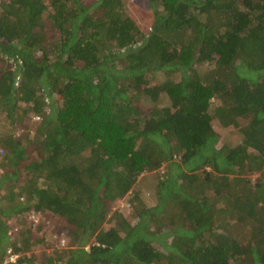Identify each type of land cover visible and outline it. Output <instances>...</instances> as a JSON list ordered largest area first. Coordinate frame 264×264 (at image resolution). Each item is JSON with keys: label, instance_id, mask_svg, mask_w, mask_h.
<instances>
[{"label": "trees", "instance_id": "1", "mask_svg": "<svg viewBox=\"0 0 264 264\" xmlns=\"http://www.w3.org/2000/svg\"><path fill=\"white\" fill-rule=\"evenodd\" d=\"M149 2L2 0L0 264H264V0Z\"/></svg>", "mask_w": 264, "mask_h": 264}, {"label": "rangeland", "instance_id": "2", "mask_svg": "<svg viewBox=\"0 0 264 264\" xmlns=\"http://www.w3.org/2000/svg\"><path fill=\"white\" fill-rule=\"evenodd\" d=\"M91 1L92 0H88V3L90 4ZM126 4H127L128 9H129V12L134 17H136V19L140 23L143 24L144 21L149 22L150 14H151V11H150L151 10V5H150L149 0H126ZM54 99L56 101L55 103H57L56 105H58L60 107L62 105L63 101L59 97V94H57V96H55ZM147 108L144 107V110H146ZM5 115H6L5 112H1L0 111V134L2 133L1 130L4 128V124L8 125V120H7L8 118ZM39 120H41V119L38 118V121L34 120V118H32L30 121L27 119L26 123L31 124L32 130L35 132L37 130V128L40 126L41 122ZM0 172H2V169L0 170ZM154 173L155 174H162V170H161V172L160 171H155ZM140 195L141 196L144 195V198H145V196H146L145 189L140 191ZM147 195H148V192H147ZM132 196H134L133 193H132ZM125 202H126L125 200L116 201L114 206L112 207V209L115 210L118 207H124L125 206L124 211H123L124 214L125 215L126 214L127 215H131L133 213V210H131L129 208L127 209V204H125ZM24 218H25V221L28 223L27 225L21 224L22 222L19 220V218H17V217L15 218V219H18V221L20 222V225H21V228L23 230V233H25V231L27 230V228L29 226H32L33 235H38L40 238H43L46 242L49 243V245H46V243H45V245L40 244V245L36 246V248L33 249L32 252L30 250L28 255L33 254V255H35V259H37L44 252H46L47 254H56V256L64 254L63 250H64V248L67 247V242L70 243L69 236H67L64 233L62 235H60L58 233L55 234V232H54L55 225H54V222L52 220H50V219L46 220V218H44L41 214H38V218L36 217V219H38L39 222H40V220L43 221V224H42L41 227L35 228V226H34L35 224L32 221L28 220V218L26 216ZM59 236L65 237L66 242H64L65 240L63 239V241H61L60 244L56 243L55 242L56 241L55 238L59 237ZM64 244H66V245L64 246ZM55 251H57V252H55ZM36 256H37V258H36Z\"/></svg>", "mask_w": 264, "mask_h": 264}, {"label": "built area", "instance_id": "3", "mask_svg": "<svg viewBox=\"0 0 264 264\" xmlns=\"http://www.w3.org/2000/svg\"><path fill=\"white\" fill-rule=\"evenodd\" d=\"M1 3H2V0H0V5H1ZM35 216L38 218L36 212H31V217L34 220V224L36 225V223L38 222V219H36ZM7 223L9 226V228H8L9 234L15 233V231H17L21 228L20 224L16 221L15 218H10ZM9 254H10V256H9L10 261H15L18 257V255L16 253H13L12 250H9Z\"/></svg>", "mask_w": 264, "mask_h": 264}, {"label": "clouds", "instance_id": "4", "mask_svg": "<svg viewBox=\"0 0 264 264\" xmlns=\"http://www.w3.org/2000/svg\"><path fill=\"white\" fill-rule=\"evenodd\" d=\"M36 212V211H35ZM36 214H37V216H38V214H40V212H36ZM26 217L28 218V220H30V221H32L33 223H34V220L32 219V217H31V213L30 214H28V215H26ZM15 218V217H14ZM16 221L18 222V223H20L19 221H18V219H16ZM27 223V222H26ZM28 224V223H27ZM21 226V225H20Z\"/></svg>", "mask_w": 264, "mask_h": 264}]
</instances>
